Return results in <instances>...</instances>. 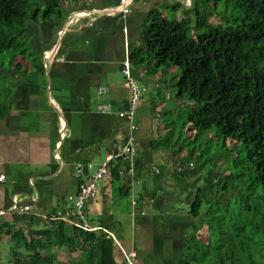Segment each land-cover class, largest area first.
<instances>
[{
	"label": "crops",
	"instance_id": "0c3cea01",
	"mask_svg": "<svg viewBox=\"0 0 264 264\" xmlns=\"http://www.w3.org/2000/svg\"><path fill=\"white\" fill-rule=\"evenodd\" d=\"M191 1L130 0L132 11L124 14L115 9L119 0H64L61 15L39 13L17 30L24 53L0 67L6 74L0 79V255L10 257L9 264L14 249L22 257L40 252L90 264L80 247L83 235L73 242L54 238L60 220L53 217L66 214L95 228L89 232L105 247L104 264H127L120 246L136 253L137 264H181L198 221L191 213L193 190L207 196L206 206L228 197L206 194L218 171L205 173L199 149L187 146L195 133L184 122L194 102L179 93V67L145 59L152 14L180 21L192 15L197 0ZM126 45L132 76L143 88L134 129L127 116ZM132 135L136 152L127 162L112 161L81 220L74 203L80 183ZM77 165L85 167L83 179ZM75 243L77 251L70 252Z\"/></svg>",
	"mask_w": 264,
	"mask_h": 264
},
{
	"label": "trees",
	"instance_id": "16d2710c",
	"mask_svg": "<svg viewBox=\"0 0 264 264\" xmlns=\"http://www.w3.org/2000/svg\"><path fill=\"white\" fill-rule=\"evenodd\" d=\"M31 1L0 0V67L6 68L7 57L24 53L17 30L30 17L61 15L64 0H36L34 9ZM191 12L194 22L188 17L172 21L152 14V25L144 33L149 44L145 59L154 57L158 63L180 68L179 93L194 102L184 122L191 123L193 141L214 128L215 139L223 140V147L230 144L227 159L238 170L227 175L218 171L216 176L217 191L229 194L223 208L218 209L221 201H215L201 212L204 200L197 193L191 213L198 221L181 264H264V0H197ZM0 74L4 80L6 74ZM221 176L227 179L222 184ZM233 201L239 209L230 205ZM64 223H58L54 238L73 242L83 235L80 247L87 261L104 264L106 250L92 241L95 232L69 230ZM206 226L210 231L200 237L198 233ZM73 251H77L76 243ZM13 252L14 264L55 263L53 255L38 252L27 256L32 261L23 262L19 252Z\"/></svg>",
	"mask_w": 264,
	"mask_h": 264
},
{
	"label": "built area",
	"instance_id": "2783aa9c",
	"mask_svg": "<svg viewBox=\"0 0 264 264\" xmlns=\"http://www.w3.org/2000/svg\"><path fill=\"white\" fill-rule=\"evenodd\" d=\"M125 11H128V9L126 8ZM124 72L127 77L126 86L132 89L131 103H130L129 111L127 112V116L131 119L130 127L134 129L136 128V123L132 121V118L135 116V114L139 109L140 94L142 92V89L138 84H136L133 77L131 76L128 62H126ZM102 110L104 112L107 111L106 108H103ZM137 148L138 147L136 146V138L134 135H132L128 139V143L123 147L122 150H120V152L116 154H109L106 157V159L101 163V165L96 169V171L92 175L87 177L86 180H83L80 183V188L75 198V205L77 209V215L81 220L84 215L83 208L85 207L87 201L95 195V193L98 190L99 182L109 171V162L118 157H121L123 159H131L130 158L131 152H136ZM75 174L78 178L83 179V177L86 176L85 167H83L82 165H77L75 167ZM0 180H4L3 174H0ZM30 208L31 206H25L23 210H28ZM53 218L66 221L69 224L77 226L80 229H84L86 231L95 229L88 226L87 224L76 221L74 218L71 217L70 214L54 216ZM120 249L127 264H137L135 262V256H136L135 252H127L121 246Z\"/></svg>",
	"mask_w": 264,
	"mask_h": 264
},
{
	"label": "rangeland",
	"instance_id": "374dc122",
	"mask_svg": "<svg viewBox=\"0 0 264 264\" xmlns=\"http://www.w3.org/2000/svg\"><path fill=\"white\" fill-rule=\"evenodd\" d=\"M37 5V2H36V0H33V1H31V3H30V6H32L33 7V9L35 8V6ZM213 5H214V3H213V1L211 2V4H209L208 6H209V8H212L213 7ZM232 6H234V3H230V7H232ZM223 9H225V8H223ZM228 13V12H227ZM192 15L191 16H187L190 20H193V21H196V18L194 17V14H193V12L191 13ZM186 17V16H185ZM185 17H183V18H185ZM186 17V18H187ZM212 16H209L208 18H209V20H211L212 18H211ZM182 18V19H183ZM192 35L194 36V34H193V32H192ZM52 55V52H50L49 53V55H48V57H50ZM178 70H180V68H178ZM180 72H181V70H180ZM213 131H211V132H209V133H205V134H203V135H201L200 137H198L197 138V141L195 142V141H192L193 143H191L190 144V146L191 147H198L197 149H202L203 151H204V153H202V151H199L198 153H199V155H201V158H202V161L205 163V173H208V175H210L212 172H213V170L214 169H216L217 171H219L221 174L224 172V174L223 175H227L228 174V172L230 171V170H233V171H235V170H238V169H234L233 168V165H234V163L233 162H230L227 158H228V148H230V144L227 142L226 143V146L227 147H223L222 146V144H223V140H217V139H215V137H214V134H215V130H214V128L212 129ZM185 138V137H184ZM190 141V140H189ZM188 140H187V143H190ZM199 144H201V148H200V146H199ZM195 158H197V157H195ZM229 164L231 165V167H232V169H230L228 166H229ZM231 172V171H230ZM221 184L224 182V181H227V179H223V178H225V177H222L221 176ZM219 186H220V184H218L217 183V180L215 181V185H213L208 191H207V195L211 198V194H215L216 193V191H217V189L219 188ZM204 187V186H203ZM202 187V188H203ZM206 187V186H205ZM197 190L196 189H194L193 190V196H191L190 197V199H192L193 198V200H194V198H196V196H197V192H196ZM230 195H232V193H230ZM205 195H203V192H201L200 193V197L204 200V203H203V206H202V208H201V212H203L204 211V209H206L207 208V203H208V201H209V199L207 198V196L206 197H204ZM228 196H229V194H228ZM222 197V196H221ZM184 198H186V195H185V197ZM227 198V196H225L224 195V197H223V199H226ZM187 199V198H186ZM234 203H232V204H230L231 206H237V209H239V206H238V204H237V202H235V201H233ZM75 203V202H74ZM221 203V206L222 207H218V209L219 208H223L225 205H227V203H228V200L227 201H221L220 202ZM184 205H186L185 206V208H187L188 207V205H187V202H184ZM75 227H77V226H75ZM77 228H79V227H77ZM80 229V228H79ZM53 241H55V240H53ZM54 244H52V246H53ZM55 246V245H54ZM4 249V247H2V249L1 250H3ZM7 252H9V250L7 249L6 250ZM1 253H2V251H0ZM7 254V253H6ZM5 254V255H6ZM10 257H8L7 255L6 256H1L0 255V264H9V259ZM11 259H12V261H13V257H11ZM20 259H22V261L23 262H30V261H32L31 259H32V257H22V258H20ZM73 261V260H72ZM58 263V261H57V259L55 258V263L54 264H57ZM74 264H77V262L76 263H74Z\"/></svg>",
	"mask_w": 264,
	"mask_h": 264
},
{
	"label": "clouds",
	"instance_id": "9594fccd",
	"mask_svg": "<svg viewBox=\"0 0 264 264\" xmlns=\"http://www.w3.org/2000/svg\"><path fill=\"white\" fill-rule=\"evenodd\" d=\"M189 4H192V1L190 0V2H189ZM118 5L119 6H116V8L115 9H120L124 14H127V13H130L131 11H132V8L130 7V0H119V2H118ZM110 8V7H109ZM126 8L128 9V11H125L126 10ZM103 12V11H105V10H97V12ZM111 12H112V10H111ZM83 12H78L77 13V17L76 18H78L79 16H80V14H82ZM109 13V12H108ZM112 13H114V12H112ZM86 13H84V15H85ZM73 21V19H72V16H68L67 18H66V23H70V22H72ZM55 47L56 46H54V49H55ZM50 53V52H49ZM49 53H47V54H44L45 56H46V58L47 59H50V57H48V55H49ZM51 56H53V53H52V55ZM126 62H128L129 63V69H130V72H131V69H132V65H131V58H130V50H129V48H128V46L126 45V48H125V59L123 60V72H124V69H125V65H126ZM124 74H125V72H124ZM125 76H126V74H125ZM131 76H132V73H131ZM133 77V76H132ZM134 79V78H133ZM134 81L136 82V80L134 79ZM136 84H138L137 82H136ZM139 85V84H138ZM140 86V85H139ZM127 88H129L128 86H126ZM131 89V88H130ZM132 90V89H131ZM29 206V205H28ZM25 207V206H24ZM23 207V208H24ZM23 208H22V210H23ZM31 209V208H30ZM30 209H28V210H30ZM28 210H23V211H28ZM60 221H63V220H60Z\"/></svg>",
	"mask_w": 264,
	"mask_h": 264
}]
</instances>
